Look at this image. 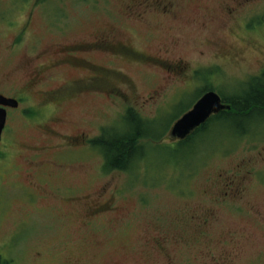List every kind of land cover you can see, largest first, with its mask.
<instances>
[{
    "label": "rangeland",
    "instance_id": "1",
    "mask_svg": "<svg viewBox=\"0 0 264 264\" xmlns=\"http://www.w3.org/2000/svg\"><path fill=\"white\" fill-rule=\"evenodd\" d=\"M212 1L178 0L179 16H150L147 25L124 20L127 0H0V83L7 93L30 89L28 100L10 112L0 145L2 263L216 264L224 251L237 250L233 264H264V115L247 119L242 135L228 122L210 123L193 149L173 153L169 132L177 112L171 110L181 103L179 117L193 105L200 87L175 97L184 81L173 75L169 81L162 66L139 57L181 60L193 69L211 61V40H225L217 43L221 47L234 42L235 49L256 43L259 51L244 52L237 64L223 62L220 71L200 79L216 94L231 98L239 93L247 77L264 67V24L250 27L260 30L259 37L235 30L243 42L219 24L194 23L190 14L200 6L215 7ZM23 28L17 49L10 52ZM100 33L113 35L129 52L76 51L74 56L88 66L66 65L45 83L26 85L34 56L89 42ZM167 46L168 55L158 53ZM94 74L100 83L105 78L98 97H69L65 90L59 106L39 109L40 92ZM128 110L151 134L140 140L142 156L130 170L105 173L98 151L65 147L64 137L75 132L96 137L104 126L123 130L119 121ZM56 118L64 123L55 124ZM245 170L249 178L239 206L245 210L246 200L261 217L216 202L215 192L223 190L218 175L229 181L245 177ZM95 198H111L113 210L85 222L83 210Z\"/></svg>",
    "mask_w": 264,
    "mask_h": 264
},
{
    "label": "flooded vegetation",
    "instance_id": "2",
    "mask_svg": "<svg viewBox=\"0 0 264 264\" xmlns=\"http://www.w3.org/2000/svg\"><path fill=\"white\" fill-rule=\"evenodd\" d=\"M264 0H213V4L216 5L212 8L200 6L199 10L194 11L190 14L191 19L194 23H197L199 25L206 26L211 23L219 24L225 28H227L229 35L231 38H236L239 40H242L245 42V39L239 38L235 34V30L239 33H242L245 35V37H259L261 35L260 30L259 31H250V27L256 22L258 26H262L264 24ZM183 8L180 7L178 0H127V3L124 5L122 16L125 18L124 20L131 21L132 23H145L149 25V21H146L148 17L154 16L161 19H170L173 20L176 16H179L180 11H182ZM26 29L20 30L18 40L14 41L11 46H9L10 52H14L21 39V35L25 32ZM225 40L221 39L220 42L212 41L213 43V49L214 52L210 54L211 61L209 63H206L205 65H198L195 68H191V65L189 63H184L181 60H164L157 57L156 59L154 57H146V56H139L146 60H151L152 63H157L160 66L163 67L167 75L166 79L170 78L172 79V75L175 77H178L179 80L184 81L179 86L182 87V89H177V96H181L184 92H191L196 91V86H199L200 89H198V93L194 96L196 97L197 101L200 99L204 94L207 92L213 91L212 89L207 88V86H203L200 83V79L203 80L206 76L209 74L217 73L221 70V65L223 62L228 64H237L239 61L242 60V57L250 50L259 51L257 48L256 43H250V41L245 42V46L242 48L235 49V43L232 44L226 43L225 47H221L220 45H217V43L221 44V42L224 43ZM169 46L173 45V43H169ZM166 49H160L158 53H163L168 55L169 51ZM58 52L57 58L50 57V54L54 56L56 52ZM57 51H53L49 48L48 51L42 52L36 56H34L33 59H30L31 65V71L30 74L27 76V82L26 85L29 86H36L40 83H45L47 81V76L57 70H60L64 68L66 65H72L74 64L77 67H85L88 66V61L82 58L80 60L78 57H75L74 54L76 51H109L113 54L122 55L127 54L129 52L123 45H121L118 40L111 34L106 33H100L94 36V38L89 42H84L80 44H72L63 46L61 49H58ZM199 55L201 57H204L203 52H199ZM160 56V55H159ZM138 57V56H137ZM52 58V59H51ZM160 59V60H159ZM33 63V64H32ZM264 64V61H263ZM220 69V70H219ZM171 73V75H170ZM207 74V75H206ZM264 75V67H260V70L257 72V75L247 77L248 79L252 80L255 78H260ZM210 77V76H209ZM197 80V83L193 82V80ZM246 79L247 84L250 80ZM102 83H100V75H90L88 78L83 79H76L69 83H67L65 86H58L55 89L42 91L40 92L41 101L38 103L39 109H44L46 111H50L51 108H55V106H59L60 99L65 95L64 91H69V97H80L85 95H92L95 97L99 96V92H103L104 88L101 86L105 82V78H101ZM5 84L4 82L0 83V96L7 98V99H13L17 101L18 107L14 110H11L10 108H4L6 112V119H5V125L1 134V140L0 145L2 143V137L4 129L7 127L8 121H9V114L11 111H17L20 107L21 102L28 100V91L30 90L29 87L24 88H17L14 89L13 93H7L5 90ZM205 87V88H204ZM209 87V85H208ZM110 90L108 91V98ZM159 93H162L164 96L166 94L165 89L160 90ZM154 94H158V92H155ZM157 96V95H156ZM151 100V99H150ZM222 100V99H221ZM177 99L174 101L176 102ZM173 102V103H174ZM223 102V100H222ZM181 108V103L177 104L172 110L176 111L177 113L175 115H179V110ZM183 112V110H182ZM181 112V113H182ZM39 113V112H38ZM183 114V113H182ZM176 116V117H177ZM217 115L211 116L206 123L214 119ZM55 124H62L64 123L63 120L60 118H56L54 120ZM205 123V124H206ZM202 127V126H201ZM201 127L196 129L195 131L199 130ZM105 128L102 127L99 129V132L96 137H99L101 134V131ZM194 131V132H195ZM193 132V133H194ZM55 133V132H50ZM192 133V134H193ZM96 137H88L86 134L82 132H75L72 135L64 137V139L67 141V144L65 147L67 148H83L88 147V149H94L95 151H98L95 147H92L91 141L95 139ZM175 143L183 142V141H177L173 140ZM64 147V146H62ZM64 147V148H65ZM54 149V148H53ZM58 149V147H57ZM219 180L221 181L220 186L223 187V190H217L215 192L216 196V202L217 203H228L233 204V206L238 209L239 211L245 212V214H250V212H253L255 216L261 217V214L259 210L257 209V206H248L246 203H249L245 200V210L244 207L239 206L244 204V192L246 189V181L249 178V172L248 170H245V177H239L235 176L234 178L227 181V178H222V175H218ZM214 197V195H213ZM222 197V198H220ZM102 198H95L94 201L90 200L83 212V218L85 222H88L91 218H95L97 216H100L104 214V212H111L113 203L111 204L109 198L108 200H101ZM215 200V198H214ZM258 210V211H257ZM211 212V211H210ZM213 213V212H211ZM237 232L231 233L230 236H232L231 240H233V236L237 237ZM245 236L244 234H240ZM247 235V234H246ZM222 254V258H220L218 261H215L214 263L218 264H233L234 260L237 259V257L240 255V252L230 251L229 253ZM214 260V259H213ZM0 264H9V261H4L2 263V259H0Z\"/></svg>",
    "mask_w": 264,
    "mask_h": 264
},
{
    "label": "trees",
    "instance_id": "3",
    "mask_svg": "<svg viewBox=\"0 0 264 264\" xmlns=\"http://www.w3.org/2000/svg\"><path fill=\"white\" fill-rule=\"evenodd\" d=\"M243 85L239 88V93L232 95L231 98L220 94L223 103L230 109L220 112L218 116L188 136L183 142L171 146L172 152L182 153L201 136H206L210 123L228 122L233 127L235 125L234 133L239 132L237 134L242 135L247 130L245 124L247 119L253 114L264 111V75ZM119 122L123 123V130H115L113 127L104 128L100 136L91 141L92 147H95L103 158L105 173L130 170L135 165V159L142 156L144 145H140V140L147 139L151 135L150 128L145 127L146 123L132 110L125 112L123 119ZM191 148L193 149L194 145Z\"/></svg>",
    "mask_w": 264,
    "mask_h": 264
},
{
    "label": "water",
    "instance_id": "4",
    "mask_svg": "<svg viewBox=\"0 0 264 264\" xmlns=\"http://www.w3.org/2000/svg\"><path fill=\"white\" fill-rule=\"evenodd\" d=\"M0 138L5 125L6 112L3 108H16L17 102L12 99H6L0 96ZM229 107L221 104L220 98L213 92L203 95L171 128L170 135L178 140L185 139L191 132L205 122L211 115L218 114L222 110H228Z\"/></svg>",
    "mask_w": 264,
    "mask_h": 264
},
{
    "label": "bare ground",
    "instance_id": "5",
    "mask_svg": "<svg viewBox=\"0 0 264 264\" xmlns=\"http://www.w3.org/2000/svg\"><path fill=\"white\" fill-rule=\"evenodd\" d=\"M261 115H264V111L261 113Z\"/></svg>",
    "mask_w": 264,
    "mask_h": 264
}]
</instances>
